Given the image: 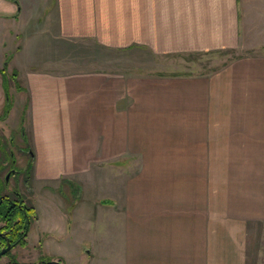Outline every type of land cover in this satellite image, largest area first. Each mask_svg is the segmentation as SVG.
I'll return each mask as SVG.
<instances>
[{
  "label": "crops",
  "instance_id": "crops-1",
  "mask_svg": "<svg viewBox=\"0 0 264 264\" xmlns=\"http://www.w3.org/2000/svg\"><path fill=\"white\" fill-rule=\"evenodd\" d=\"M29 1L0 0V110L9 107L7 122L23 109L12 143L28 145L29 163L10 148L12 131L8 150L16 174L29 173L36 223L44 206L63 216L68 206L54 193L67 203L62 188L72 184L81 193L72 216L86 218L88 230L102 226L104 264H255L264 229V35L256 28L264 0H54L48 59L46 36L15 28L26 25ZM86 43L154 56L252 52L212 74L159 77L79 65L72 53ZM92 180L101 194L85 203Z\"/></svg>",
  "mask_w": 264,
  "mask_h": 264
},
{
  "label": "rangeland",
  "instance_id": "rangeland-1",
  "mask_svg": "<svg viewBox=\"0 0 264 264\" xmlns=\"http://www.w3.org/2000/svg\"><path fill=\"white\" fill-rule=\"evenodd\" d=\"M29 2L27 3L28 8L24 14V17L27 18L26 25L21 24L15 28L17 31L23 32V34L29 36L31 40L36 39L38 34L41 38L46 36V39L44 38V51L42 55L48 59L51 54L54 53L53 50L56 47V43H51L55 42L52 35L55 33V19L52 8L50 7V5L52 6L54 3V0H30ZM260 23L262 24H256V28L259 30V27L262 26L263 33L261 34L264 35V16ZM50 39L53 40L50 41ZM79 48L78 52L72 53V60H76L79 65L85 64L93 69L111 68L118 71L120 69V71L122 70L123 72L125 71L133 74L146 72L151 76L159 77H184L212 74L230 59L241 54H250L252 52L239 49H228L222 51L154 56L146 51L136 49L107 52L100 50L96 44L88 46L87 43L83 45L80 44ZM22 110V106L19 107V111L14 113V116H11L7 122L3 119L5 109L0 110V181H3L12 162V153L8 150V139L11 136V134H9L11 131L12 137L11 141L9 140L10 148L22 151L21 154L24 157L22 160L23 164L29 163L30 161V149L28 145L25 143V145H21L17 142L14 145L12 143L14 134L18 136V132L22 128L21 125L17 127L23 120ZM8 128H10V130H8ZM14 164H16L14 168L19 171L20 164H17V162H14ZM140 170L139 168H126V171L130 174H135ZM146 171L148 172V170ZM28 174L27 171L22 170V174L12 175L13 177L4 185L6 190L3 193L14 196L13 191L17 190L25 199V202L28 205H32L31 197L33 193L27 181L29 177ZM66 185L64 184L62 189H65V195L69 197L67 203L63 197H60L64 195H62L59 190L54 193V201L58 206L59 203L62 205L67 204L66 206H68L67 209L63 208V216H57L60 209H57L58 211L56 214L55 211L49 210L44 206L45 209L40 211V222L38 224L36 223L35 215L32 214L29 226L30 236L24 240V243L15 246L8 254L0 258V264H32L36 263L41 258L55 259L62 264H104L102 256V226H96L93 230H88L85 223L86 218L78 219L74 217V214L72 216V205L79 200V194L81 193L78 187L70 184L69 188ZM66 188H68V190H66ZM83 188L85 203L101 194L99 184L94 182V180L90 181V185L89 183L88 185H83ZM47 202V199H42L44 205ZM95 203L96 207H101V201L96 200ZM61 219H63V226L57 225ZM78 220H80L81 223H79ZM4 226L5 221L0 220V231ZM256 233L255 244L252 246V258H254L255 264H264V229ZM1 245L2 242L0 240V246Z\"/></svg>",
  "mask_w": 264,
  "mask_h": 264
},
{
  "label": "trees",
  "instance_id": "trees-1",
  "mask_svg": "<svg viewBox=\"0 0 264 264\" xmlns=\"http://www.w3.org/2000/svg\"><path fill=\"white\" fill-rule=\"evenodd\" d=\"M8 109L9 107L6 106L4 117ZM2 188L3 183L0 181V191ZM32 214H34L32 205H27L22 209L18 206H9L7 203H2V205H0V220L5 221V226L2 227L1 231H4L7 237H10L12 243L17 240H20V244L24 243L22 237L30 226V217Z\"/></svg>",
  "mask_w": 264,
  "mask_h": 264
},
{
  "label": "flooded vegetation",
  "instance_id": "flooded-vegetation-1",
  "mask_svg": "<svg viewBox=\"0 0 264 264\" xmlns=\"http://www.w3.org/2000/svg\"><path fill=\"white\" fill-rule=\"evenodd\" d=\"M12 162H11V166L9 167V169H8V171H7V173L5 174V176H4V179H3V181H1L2 183H3V188L1 189V191H0V205H2V203H7L9 206H18L19 208H22L23 209V207H25V206H27L28 204L25 202V199L21 196V193L19 192V191H17V190H14L13 191V195L14 196H10V195H8V194H5V193H3L5 190H6V188H4V185L5 184H7L8 182H9V179L11 178V177H13V176H15V174L17 173V172H19L16 168H14V166L16 165V164H14V162H16L15 160H11ZM13 163V164H12ZM10 172V176H9V178L8 179H6V177H7V174ZM19 174H22V172L21 173H19ZM13 175V176H12ZM12 189V188H11ZM8 190V189H7ZM13 190V189H12ZM28 232H29V228L25 231V233H24V235H23V239L25 240L26 238H27V235H28ZM9 233V232H8ZM0 240H1V242H2V245L0 246V250L2 249V248H4V247H6L7 246V242H9L10 243V245H11V249L12 248H14L15 246H17V245H19L20 244V240L18 241H15L14 243H12L11 241H10V237H7L6 236V233L4 232V231H0ZM10 251H8L6 254H8ZM5 254V255H6ZM5 255H3V256H5ZM3 256H1L0 258H2ZM52 260H55V259H51V258H41V259H39L36 263H32V264H38L40 261H43V262H48V261H52ZM55 261H58V260H55ZM60 262V261H59ZM12 263H14V262H12Z\"/></svg>",
  "mask_w": 264,
  "mask_h": 264
},
{
  "label": "water",
  "instance_id": "water-1",
  "mask_svg": "<svg viewBox=\"0 0 264 264\" xmlns=\"http://www.w3.org/2000/svg\"><path fill=\"white\" fill-rule=\"evenodd\" d=\"M9 176H10V172L7 174L6 179H8ZM10 250H11V245L9 242H7V246L0 250V257L5 255ZM38 264H62V263L59 261L52 260V261H48V262L40 261Z\"/></svg>",
  "mask_w": 264,
  "mask_h": 264
}]
</instances>
